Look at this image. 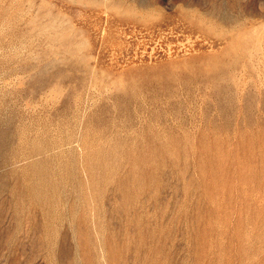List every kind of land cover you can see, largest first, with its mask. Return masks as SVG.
<instances>
[{
  "label": "rangeland",
  "instance_id": "1",
  "mask_svg": "<svg viewBox=\"0 0 264 264\" xmlns=\"http://www.w3.org/2000/svg\"><path fill=\"white\" fill-rule=\"evenodd\" d=\"M0 264H264V0H0Z\"/></svg>",
  "mask_w": 264,
  "mask_h": 264
}]
</instances>
